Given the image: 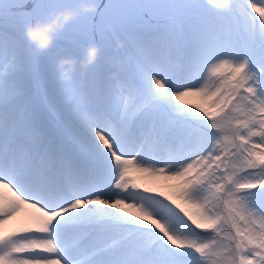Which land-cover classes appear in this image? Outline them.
I'll use <instances>...</instances> for the list:
<instances>
[{"label": "rangeland", "instance_id": "374dc122", "mask_svg": "<svg viewBox=\"0 0 264 264\" xmlns=\"http://www.w3.org/2000/svg\"><path fill=\"white\" fill-rule=\"evenodd\" d=\"M0 26L12 33L10 45L29 50L33 59L32 65L22 61L11 70L9 52L0 48V106L6 104L0 108V130L22 118L19 161L47 134L45 148L51 152L53 145L72 149L73 161L66 159L63 170L76 175L85 161L101 163L97 177L88 182L82 176L84 194H75L58 214L27 205L0 185V231H6L3 221L21 217L26 223L19 228L29 232L17 238L12 229L0 262L33 264L40 258L17 252L10 257L6 246L32 243L39 245L35 250L56 254L61 244L96 226L79 254L123 243L121 251L102 260L242 264L252 258V264H264V0H0ZM148 39L155 49L139 51ZM178 50L185 55L175 64L171 56ZM50 54L62 55L63 62L55 63L63 64V89L57 90L70 101L71 121L80 114L95 135L112 134L110 154L82 147L52 106L34 64L38 56L52 63ZM91 55L95 63L86 72L81 65L93 62ZM189 67L194 70L188 75ZM93 74L104 79L98 101L95 107L80 106L77 98L94 89ZM173 76L177 88L170 84ZM168 91L169 97L161 94ZM11 98L17 101L7 104ZM31 100L35 105L26 107ZM147 102L155 108L145 111ZM166 110L212 130L192 125L153 155L154 133L179 125ZM102 115L108 117L103 126ZM179 146L187 149L182 156L176 154ZM77 203L98 208L87 211ZM59 226L72 228L62 240L55 235Z\"/></svg>", "mask_w": 264, "mask_h": 264}, {"label": "bare ground", "instance_id": "6f19581e", "mask_svg": "<svg viewBox=\"0 0 264 264\" xmlns=\"http://www.w3.org/2000/svg\"><path fill=\"white\" fill-rule=\"evenodd\" d=\"M2 38V40H0V46H4L5 48H7V52H9V62L7 63V66H14L15 64H18L19 62H22V61H26V62H29L31 63L32 65V62H33V59L31 60L30 59V55H29V50L28 52H22L21 49H18V47H15V45L11 46L10 45V40L12 39L9 35H4V34H1L0 36ZM177 38L181 41L182 37L181 35H178ZM186 44V43H185ZM168 50V49H166ZM169 51V50H168ZM176 54V52H175ZM182 57L183 58V55L180 54L178 56L179 57ZM35 57V56H34ZM91 58L93 59V62H90V61H87L86 64L82 65V68H85L84 71H88L89 68H91V66L95 63V59H94V56L92 57L91 55ZM171 58H174V62L175 64L178 63V58H176L175 56H171ZM51 61L52 63H49L47 62L43 56H38V57H35L34 59V64L36 66V69H37V75L38 77L40 78L41 80V84L42 86L44 87L45 86V90L47 92V97L50 99V102L52 104V106H56V108H58V113L59 115L61 116V118H63L65 121H66V126L70 127L71 128V132L73 134V136L76 137L77 140H79V143L81 144L82 147H84L85 149H88L90 152L92 153H95V154H98V155H104V154H110L111 153V149H110V142L112 140V134H108L107 136H104V135H95L96 131L94 129H89L88 126H87V123L88 122H85L83 120V116H80V114H75L73 117L75 118V121H71V117H72V112L69 110V108H67L66 106V103L68 104V100L65 99V97L63 96V93L59 92L57 89L60 88L61 90L63 88H61V86H59L60 82H63L62 79H61V71L63 70V64L61 63L60 65H56L55 63H57L59 60L52 56L51 58ZM165 60V59H164ZM167 60V59H166ZM169 60V59H168ZM167 62V61H166ZM170 64V62H168ZM55 65L56 66V69H52L51 68V65ZM42 68V69H41ZM45 71H44V69ZM35 69V70H36ZM57 69H59V71H57ZM99 76V75H98ZM98 76H96L95 78H93V76H91V80H90V83L92 85L95 84V87L96 89H98V84L102 81H104V79L102 78H98ZM102 77V76H101ZM60 78V79H59ZM173 78V77H172ZM107 80V79H106ZM105 80V82H106ZM171 80V78L169 79V81ZM168 81V82H169ZM66 82V81H65ZM64 82V83H65ZM108 82V80H107ZM190 82V81H189ZM67 83V82H66ZM109 83V82H108ZM170 84L173 85L174 88H177V80L174 81V79H172L170 81ZM68 85V84H66ZM101 85H104V84H101ZM100 86V85H99ZM66 87V86H65ZM126 87V86H125ZM125 87H123L122 89L120 88V91L122 90H126ZM93 88V87H92ZM128 88V87H127ZM66 90V89H65ZM131 90V89H130ZM126 92V91H125ZM128 92V91H127ZM165 92V91H164ZM99 93V92H98ZM160 93V91H159ZM202 93V92H201ZM102 94V93H101ZM163 96H170L171 93H161ZM198 94V93H197ZM87 96V95H86ZM174 98L175 95H172ZM85 97V96H84ZM75 99V98H74ZM78 100H80L81 104H88V107H89V104H90V107L94 106L95 107V103H97L98 101V98H97V95L94 96V98H83V96H79V98H77ZM191 99V98H189ZM92 100V101H91ZM131 101V100H130ZM71 105L74 104V100H71ZM99 103V102H98ZM61 104V105H60ZM98 105V104H97ZM58 106V107H57ZM83 107V106H82ZM89 107V108H90ZM0 108L2 109V107L0 106ZM66 108V109H65ZM85 108V107H84ZM87 108V107H86ZM99 108V107H98ZM72 109V108H71ZM75 109V108H74ZM84 111V109H82ZM99 110V109H97ZM79 111V110H78ZM77 111V113H79ZM86 111H88L86 109ZM84 115V114H83ZM87 116V115H86ZM83 117V118H81ZM102 118V121H105L104 123H102V126L106 123V119H108V117L106 116H101ZM81 125H80V124ZM101 122L99 121H95V124L98 125L99 127L102 128V126L100 125ZM91 127V126H90ZM119 127V124H115V128L117 129ZM67 129V127H66ZM85 129V130H84ZM88 129V130H86ZM197 144L198 143H195L194 144V148L197 147ZM193 148V149H194ZM192 151V150H191ZM46 153L49 152L48 149L45 150ZM18 153V152H17ZM23 170V168H22ZM7 192V191H6ZM83 190H80V191H77L76 194L77 195H82L84 193ZM87 199V198H86ZM132 199L133 196H132ZM131 201V200H130ZM15 203V202H14ZM78 207L79 208H83L84 210H90V211H93L94 209L98 208L97 206L96 207H93V205H90L87 204V203H77ZM117 205V204H116ZM93 208V210H91L90 208ZM101 207V206H100ZM125 207V206H124ZM121 208V207H120ZM126 208V207H125ZM115 210V209H114ZM120 210V209H119ZM118 211V209H117ZM3 213V212H2ZM95 213H98V211H96ZM85 214V213H84ZM2 215V214H1ZM115 217V216H114ZM112 218V217H111ZM14 219V218H13ZM19 219V220H18ZM4 222V227H6V231L5 232H1L0 231V248H5V244H6V241L8 240V238L11 236L12 234V229L15 230V231H18L15 233V237L17 238H20V237H23V236H27L28 235V231L27 230H23V229H20L19 226L25 224V220H21V217H18L14 220L8 218L7 220L3 221ZM42 223V222H41ZM46 224V223H45ZM53 224V223H52ZM13 225V226H11ZM51 225V224H50ZM113 225V224H112ZM121 225V224H120ZM261 226V225H260ZM49 227V226H48ZM52 227V226H51ZM40 228V227H39ZM107 228V227H106ZM57 231V230H56ZM113 231V230H112ZM247 241V240H246ZM73 246V244H71L69 241L64 243L62 245V251H68L69 248H71ZM39 247V245L36 246V248ZM6 252L10 253V257L11 256H14L15 257V252H17V254H21V255H30L32 257H39L40 260L39 261H36V259L32 258L35 260V263L33 264H56V262H53L52 260L50 259H47L46 257L48 256L46 253H43V252H40L38 250H35V244H27V243H22L20 244V246L18 245V247H16L14 244L13 245H10V246H6ZM41 249V248H40ZM180 249V247H179ZM178 249V250H179ZM184 250H187V249H184ZM180 251V250H179ZM182 253V252H181ZM65 254H61V256H64ZM8 258V257H7ZM13 258V257H12ZM16 258V257H15ZM14 258V259H15ZM241 258V257H240ZM13 259V260H14ZM263 259V258H262ZM12 260V259H11ZM11 262V261H10ZM8 264L7 263V259H2V261L0 262V264ZM185 263V262H184ZM241 263V262H240ZM253 263V260L252 258L249 259H244L242 260V264H252ZM10 264H18V263H10ZM169 264V263H168Z\"/></svg>", "mask_w": 264, "mask_h": 264}, {"label": "trees", "instance_id": "16d2710c", "mask_svg": "<svg viewBox=\"0 0 264 264\" xmlns=\"http://www.w3.org/2000/svg\"><path fill=\"white\" fill-rule=\"evenodd\" d=\"M154 102H148L147 105H146V109L145 111H148L149 109H154L155 106H154ZM166 114L169 115V116H172V122L174 123H179V125L177 126V124H174V128L172 129H165L164 125L162 126L161 129L157 130L154 135L152 136V139L151 141L153 142V149H154V155L157 154V151L160 149L161 147V144L166 142L167 139H177L178 136L182 135V133L184 131H187L188 129V126H192V125H197V127L199 129H209V130H212V128L210 126H207L204 124L203 121L199 120H190L189 118H187L186 116L182 115V114H179V113H176V112H173V111H169V110H166ZM149 116V115H148ZM187 137L183 138V140L180 141L181 145L184 141V139H186ZM183 147H181L177 153L180 154L182 151ZM183 153V152H182ZM158 198V197H157ZM167 198V197H166ZM160 199V198H158ZM169 199V198H167ZM212 233H215L216 235L218 233L217 230L215 231H212L210 230Z\"/></svg>", "mask_w": 264, "mask_h": 264}]
</instances>
